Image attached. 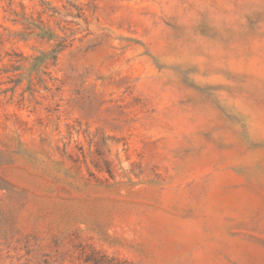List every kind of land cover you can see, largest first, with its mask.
Wrapping results in <instances>:
<instances>
[{
	"label": "rangeland",
	"instance_id": "1",
	"mask_svg": "<svg viewBox=\"0 0 264 264\" xmlns=\"http://www.w3.org/2000/svg\"><path fill=\"white\" fill-rule=\"evenodd\" d=\"M264 264V0H0V264Z\"/></svg>",
	"mask_w": 264,
	"mask_h": 264
},
{
	"label": "trees",
	"instance_id": "2",
	"mask_svg": "<svg viewBox=\"0 0 264 264\" xmlns=\"http://www.w3.org/2000/svg\"><path fill=\"white\" fill-rule=\"evenodd\" d=\"M93 264H101V263L97 262V263H93Z\"/></svg>",
	"mask_w": 264,
	"mask_h": 264
}]
</instances>
